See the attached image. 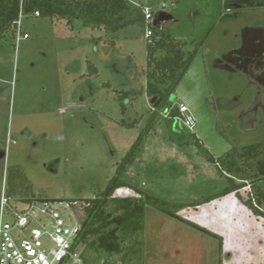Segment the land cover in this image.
Instances as JSON below:
<instances>
[{
  "label": "rangeland",
  "instance_id": "rangeland-1",
  "mask_svg": "<svg viewBox=\"0 0 264 264\" xmlns=\"http://www.w3.org/2000/svg\"><path fill=\"white\" fill-rule=\"evenodd\" d=\"M134 1H165L164 11L175 21L162 23L164 32L185 42V51L197 46L168 98L172 108L183 104L192 114L194 134L160 113L144 141L146 154L143 142L136 170L122 179L171 204L195 202L220 191L234 173L207 164L192 137L215 156L263 139L262 130L240 123L250 96L245 78L214 67L212 61L237 41L242 25L261 18L264 8H243L233 18L223 13L235 0ZM247 1L262 5L264 0ZM22 26L28 37L17 44L9 32L0 37V190L3 182L6 189L7 170L18 166L36 197H92L114 175L154 110L144 92L146 26L105 31L79 20L71 27L62 19L33 15L25 16ZM235 95L240 103L232 100L228 108L226 98ZM134 119V126L126 125ZM237 176L234 182L244 186L236 196L170 206L198 227L147 203L143 229L130 235L118 232L122 253L95 252L81 244L82 259L86 264H264V218L244 202L250 181ZM256 181L264 188V176ZM114 196L137 195L119 188ZM77 214L81 219L80 210Z\"/></svg>",
  "mask_w": 264,
  "mask_h": 264
},
{
  "label": "trees",
  "instance_id": "trees-1",
  "mask_svg": "<svg viewBox=\"0 0 264 264\" xmlns=\"http://www.w3.org/2000/svg\"><path fill=\"white\" fill-rule=\"evenodd\" d=\"M179 1L183 0H171L174 3ZM157 3L159 2L143 4L134 0H0V37L7 32L13 35L14 21L19 13L24 17L34 16L35 11L38 12L39 17L62 19L66 25L71 27L75 20H79L83 26L101 28L105 31H116L134 24L146 26L152 31L151 35L146 37L144 92L149 97L154 96L156 99H160V102L154 105V110L149 114L134 141L117 163L114 175L108 179L102 190L92 197L58 198L68 201L78 200L83 203L84 217L80 222V229L73 247L81 243L84 244V247L95 252L122 253L123 247L118 232L130 235L141 231L143 229L144 206L147 203L198 227V225L171 212L170 206L200 205L231 192L237 193V190L244 186V184L234 182L233 177L237 175L243 180L250 181V191L247 192L244 202L253 214L264 218V188L259 186L256 181L264 176V151L262 145L257 142L215 156L207 149H203L201 141L196 136H191L193 138L191 143L196 146V149L198 148L197 151L206 161L214 165L218 163L221 170L234 173L233 176H227V185L220 191L195 202L171 204L122 179L127 167L134 161L141 145L153 129L160 113L170 109L167 121L175 119L174 117L178 115L177 108L171 107L168 98L175 92L197 51V46L190 51H185V42L174 39L164 32L162 26L155 28L150 22H145L143 7H153ZM133 92L136 94L139 90H133ZM136 123L137 120L134 119L126 125L132 127ZM5 182L6 194L16 200L28 201L47 198L34 195L26 174L18 166L7 170ZM119 188L129 189L137 196H114V192ZM109 202L112 203L111 210L108 209ZM122 255L124 256L125 252ZM82 264H86L85 259H82ZM102 264L107 263L103 262Z\"/></svg>",
  "mask_w": 264,
  "mask_h": 264
},
{
  "label": "built area",
  "instance_id": "built-area-1",
  "mask_svg": "<svg viewBox=\"0 0 264 264\" xmlns=\"http://www.w3.org/2000/svg\"><path fill=\"white\" fill-rule=\"evenodd\" d=\"M165 5L162 1L153 7H143L145 22L152 23L154 14L164 10ZM34 16H38L37 11ZM23 18L19 13L14 21L16 44L28 37L22 26ZM151 33V29L146 27L145 37ZM176 108L179 113L174 118L193 132L192 114L183 104ZM169 111L162 112L163 116L168 117ZM10 200L3 182L0 190V264H82L81 243L75 247L73 243L84 217L83 203L58 198Z\"/></svg>",
  "mask_w": 264,
  "mask_h": 264
},
{
  "label": "flooded vegetation",
  "instance_id": "flooded-vegetation-1",
  "mask_svg": "<svg viewBox=\"0 0 264 264\" xmlns=\"http://www.w3.org/2000/svg\"><path fill=\"white\" fill-rule=\"evenodd\" d=\"M253 5L264 8V1L262 5L247 0L229 1L223 17L238 18L243 14V8L249 10ZM235 36L237 41L229 49L217 54L212 65L230 73H239L245 78L250 96L241 109L240 123L248 130L263 131V139L257 143L262 145L264 151V9L259 20L249 19ZM226 99L228 108L232 100L240 103V96L237 95Z\"/></svg>",
  "mask_w": 264,
  "mask_h": 264
},
{
  "label": "water",
  "instance_id": "water-1",
  "mask_svg": "<svg viewBox=\"0 0 264 264\" xmlns=\"http://www.w3.org/2000/svg\"><path fill=\"white\" fill-rule=\"evenodd\" d=\"M170 21H174V17L170 13H167L164 10H159L154 14L151 24L155 28H160L162 23L170 22ZM215 67H218V66H215ZM149 102L152 103L153 105H157L160 102V99H156V97L153 96L149 99ZM2 155L3 154L1 153L0 156Z\"/></svg>",
  "mask_w": 264,
  "mask_h": 264
},
{
  "label": "crops",
  "instance_id": "crops-1",
  "mask_svg": "<svg viewBox=\"0 0 264 264\" xmlns=\"http://www.w3.org/2000/svg\"><path fill=\"white\" fill-rule=\"evenodd\" d=\"M175 21V20H174ZM174 21H170V22H174ZM148 137V136H147ZM146 140V139H145ZM146 145V142H144V147L142 148V152H144L145 154H146V149H145V146ZM138 156V155H137ZM137 156L135 157V159H134V161L127 167V169H126V171H125V174H127V175H131V174H133L134 173V170H136L135 168H133V165L136 163V161H137ZM206 163L207 164H209L210 165V163L208 162V161H206ZM212 164V163H211ZM227 185V184H226ZM229 194H233L234 196H236L238 193H236V192H231V193H229Z\"/></svg>",
  "mask_w": 264,
  "mask_h": 264
}]
</instances>
